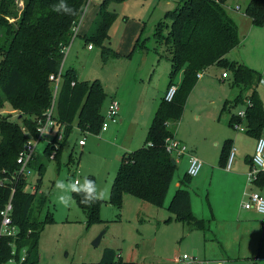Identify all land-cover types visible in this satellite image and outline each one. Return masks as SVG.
<instances>
[{
	"label": "rangeland",
	"instance_id": "374dc122",
	"mask_svg": "<svg viewBox=\"0 0 264 264\" xmlns=\"http://www.w3.org/2000/svg\"><path fill=\"white\" fill-rule=\"evenodd\" d=\"M180 1L109 0L105 9L116 14L117 19L104 44L126 56L134 48L133 58L110 56L104 62L100 47L92 45L94 49L90 50L85 39L77 37L70 55L67 53V63V56L63 60V70L73 66L79 81L97 78L102 81L108 93L103 111L112 96L126 95L129 103L126 116L132 121L133 129L150 119L162 99L171 72L168 46L156 44L149 32L152 33L166 11L177 7ZM248 1L237 0V7H240L235 13L245 15ZM104 2L101 0L97 5L94 0L89 1L80 20V33L93 23L92 29H95L101 20L100 10ZM15 5L21 13L24 0H15ZM147 51L149 55L145 58ZM242 55L248 56V45L233 50L228 58L233 62L238 57L242 59ZM243 64L264 73V70L253 68L246 62ZM224 71L218 66L209 69L190 93L182 119L169 125V129L182 140L189 153L204 163V167L199 176L191 177L187 182L188 153L181 157L173 156L178 165L162 207L130 195L125 196L120 209L110 205V183L120 163L113 145L88 137L92 150L85 148L81 154L79 148L73 149L80 136L76 130L66 142L58 161L48 160L43 154L46 142L40 143L37 162L47 166L40 189L50 195V201L39 218L44 220L50 212L54 218V222L47 224L40 235L41 264L98 263L106 248L115 249L123 261L136 264H264V217L243 208L244 190L240 188L248 181L250 166L247 158L255 155L257 143L245 130L229 125L231 115H238L246 110L247 105L229 102L243 91V87L233 83V75L229 71L230 77L219 81ZM177 77L179 79V75ZM261 84L257 91L261 90L264 95ZM243 93L248 94L246 91ZM225 102L226 110L223 109ZM8 115L23 126L19 117L21 112L6 103L1 116ZM242 126L246 127L245 121ZM132 131L130 129L129 138ZM229 139L234 141L232 174L225 173L220 165L223 147ZM71 156L74 161H70ZM72 171H75L74 176H71ZM235 172L240 175H234ZM29 177L33 185L38 173L32 170ZM90 177L95 178L97 188L103 190L102 199H107V202L103 203L100 212L105 223L88 227L86 213L77 206L73 191L70 192V204L65 207L56 199L61 190L55 185L57 180L83 183L84 178ZM180 188L190 192L193 213L206 221L205 230H194L189 224L177 221L168 209ZM102 234L100 243L95 246L94 242ZM184 255L188 260H183Z\"/></svg>",
	"mask_w": 264,
	"mask_h": 264
},
{
	"label": "trees",
	"instance_id": "16d2710c",
	"mask_svg": "<svg viewBox=\"0 0 264 264\" xmlns=\"http://www.w3.org/2000/svg\"><path fill=\"white\" fill-rule=\"evenodd\" d=\"M64 2L71 8V13H65L63 8L54 10L61 0H24L21 13L16 9L15 0H0V174L3 175L5 171L4 177L11 178L19 169L17 159L29 139L23 128L31 136H36V119L43 117L52 105L50 76L58 73L64 58L63 49L74 41L73 28L80 22L88 0ZM107 2L109 0H105L100 10L101 20L93 32L84 38L89 46L101 48L104 62L110 56L122 57L104 44L117 19L116 14L105 9ZM226 2L181 0L157 24L154 39L157 44L168 46L167 51L171 55L168 88L177 85L175 80L180 72H183V77L177 85L174 100H161L144 146L122 157L110 189L111 206L120 209L126 195L158 207L164 206L178 165L177 162L175 165L172 163L174 157L166 151L167 139L175 138L169 125L182 119L188 97L198 82V73L212 66L231 72L234 84L241 85L243 91L248 93L244 95L240 91L233 101V105H247L250 102L245 119L233 114L229 125L235 128V124L245 121L248 135L258 140L264 134V105L257 91L263 75L243 63L227 59V55L240 45L241 39L238 25L227 12ZM245 13L254 25L264 26V0H250ZM13 18L15 21L11 22ZM107 98L100 79L79 81L75 70H63L55 107L56 120L65 126V131L64 141L54 160L59 161L64 143L75 127L82 133H101L105 120L103 106ZM6 103L21 112L19 117L23 126L12 121L10 115L1 116ZM232 150V140H227L220 157L222 167H227ZM44 155L51 160V148H46ZM38 158L36 156L30 163V168L38 173L34 192L27 191L28 181L25 178L0 185V213L15 188L12 217L14 225L20 229L16 240L0 236V264H7L13 257L19 260L18 256L13 255L14 243L18 253L23 248L27 249L28 256L22 264H41L40 235L47 224L54 222V218L51 212L44 220L39 218L50 201V195L40 192L47 166L38 163ZM248 162L252 165V158ZM88 179L96 184L94 177ZM185 180L190 182L191 177L186 174ZM257 183L264 184L263 171ZM72 196L77 206L86 213L88 227L104 222L100 217L105 202L102 198L85 203L82 202L83 192L73 191ZM168 209L177 221L189 224L192 229H206V221L197 218L192 211L191 194L187 189L176 191ZM86 264L136 263L125 262L115 249L106 248L98 263Z\"/></svg>",
	"mask_w": 264,
	"mask_h": 264
},
{
	"label": "built area",
	"instance_id": "2783aa9c",
	"mask_svg": "<svg viewBox=\"0 0 264 264\" xmlns=\"http://www.w3.org/2000/svg\"><path fill=\"white\" fill-rule=\"evenodd\" d=\"M239 9V7H237ZM80 22L74 26L73 28V39L77 37L78 29H79ZM71 45V44H70ZM70 45L63 49L64 58L67 56L69 51ZM93 46H89L91 49ZM63 63V61H62ZM61 67L57 74H52L50 76V82L53 88V101L51 107L44 113L43 117L36 119L37 120V129H36V136H31L29 132L25 128L23 131L26 135L29 136L27 143L25 144L23 150L20 152L17 163L19 165L18 171L12 175L11 178L4 177L0 174V185H4L7 182L13 183L14 180H18L19 178H25L28 181L27 191L34 192L36 190V182L35 184H30L29 182V175L31 174L32 169L30 168V163L34 160L36 156H38L37 149L42 141L46 142V146L43 150V154H45L46 148H51V155L50 159H55L58 151L60 150L62 143L64 141V131L65 126H62L56 120V100L61 88L62 84V74H63V67ZM203 72L198 73L197 77L200 79L203 76ZM223 78H227V73L224 72L222 74ZM178 86L172 85L170 86L165 95L164 100L167 102H172L175 98L177 93ZM250 105V102L247 103V106ZM120 116V103L117 100H112L108 106L107 114L105 116L104 123L101 128V132H105L108 130L109 124H117L119 121ZM241 119H245L246 117V110L241 111L237 115ZM234 127L237 130H244L245 127L242 126V123L235 124ZM78 145L83 147L86 145L85 139L79 140ZM166 151L176 157H181L188 153L189 161H188V171L187 174L194 178L197 177L201 171L203 170L204 163L194 154L189 153L188 148L184 143L177 140L176 138H168L166 141ZM233 151V150H232ZM234 153L231 152L227 170H230L232 167ZM264 171V137H261L257 140L255 155L252 157V165L250 167L248 173V181L253 183L259 179V174ZM30 185H32L30 187ZM30 187V189H29ZM15 194V188L12 189V195L5 205L4 209L1 211V226H0V236L2 237H12L15 240L18 238L20 233V229L18 226L14 225L13 223V198ZM242 206L246 210H251L259 215L264 217V196H262L258 192H252L246 194V198L242 203ZM13 255L18 256L19 260L16 257H13L7 264H22L26 261L28 253L27 249L23 248L21 252L18 253L17 245L14 243L13 245ZM180 260V259H178ZM183 260H188L186 255L183 256Z\"/></svg>",
	"mask_w": 264,
	"mask_h": 264
},
{
	"label": "crops",
	"instance_id": "0c3cea01",
	"mask_svg": "<svg viewBox=\"0 0 264 264\" xmlns=\"http://www.w3.org/2000/svg\"><path fill=\"white\" fill-rule=\"evenodd\" d=\"M89 1L90 0H88V3H89ZM101 0H94V2L97 4V5H99V2H100ZM236 1L237 0H227V2H226V9H227V12H228V14L231 16V18L236 22V24L238 25V31H239V36H240V39H241V43H240V45L237 47V48H235L234 50H237V49H241V47L242 46H244V45H248V56L247 57H244L243 55H242V59H240L239 57H238V59H236L237 61H235V62H240V63H247L248 65H250V66H252L253 68H256V69H259V70H264L263 68V62H264V26H256V25H254L253 24V22H252V20L246 15V13H245V15H240V14H236L235 13V11H236V9H237V3H236ZM240 1V0H239ZM249 2H250V0L248 1V3H247V6H248V4H249ZM87 3V4H88ZM240 7V6H239ZM247 8V7H246ZM171 10V9H170ZM169 11V10H168ZM167 12V11H166ZM165 15V14H164ZM82 18H83V16H82ZM81 18V19H82ZM94 24V23H93ZM93 24L91 25H89L88 26V30H86V31H83V32H79V30L80 29H78V34H77V37H81V38H85V37H87V36H89L92 32H93V30L94 29H92L93 28ZM80 26V25H79ZM155 30H156V27H154V29H153V31H152V33H150L149 32V34L153 37V39H154V34H155ZM143 34V33H142ZM142 34L140 35V36H142ZM76 37V38H77ZM75 38V39H76ZM140 38V37H139ZM142 38V37H141ZM75 39H74V41H75ZM148 39H150V37H148ZM155 40V39H154ZM155 43H156V40H155ZM72 44H73V42L71 43V45H70V48H69V51H68V53L70 52L71 53V51H72V49H71V46H72ZM157 44V43H156ZM90 46H92V45H90ZM90 49V48H89ZM94 48H91L90 50H93ZM143 50L144 49H146V48H142ZM246 49H247V46H246ZM142 50V51H143ZM134 48H133V50L129 53V54H132L131 55V57H127L126 55H123V54H121V53H119V54H121L122 55V57H120V58H128L129 60L131 59V58H133V56H134ZM239 51V50H238ZM232 52V51H231ZM230 52V53H231ZM70 53H69V55H70ZM229 53V54H230ZM238 53V52H237ZM229 54L227 55V59L229 60V58H228V56H229ZM69 55H67V60H66V63H67V61H68V58H69ZM149 55V52L147 51L146 52V57L145 58H147V56ZM245 62H244V61ZM214 66H212V67H210V68H208V69H206L204 72H203V76L200 78V79H202L203 77H204V75H205V73L209 70V69H211V68H213ZM68 69H73V70H75V68L73 67V66H70ZM67 69V70H68ZM76 71V70H75ZM224 72H227L228 73V70H226L225 69V71ZM223 72V73H224ZM222 73V74H223ZM231 73V72H230ZM76 74H77V72H76ZM222 74H221V76H220V78H218V80L219 81H225L226 79H228L229 77H230V74L228 73V77L227 78H223L222 77ZM78 75V74H77ZM179 79H177L176 78V80H175V82H176V84L177 85H179V83L181 82V80H182V77H183V72H180L179 74ZM262 75H263V79H262V81H261V83H264V73L262 72ZM98 79V78H97ZM199 80V79H198ZM81 81H89V80H82L81 79ZM102 82V81H101ZM233 83H234V81H233ZM260 83V84H261ZM103 84V83H102ZM168 85H169V83L167 84V87H165V89H164V91H163V93H162V96H161V98L163 99L164 98V95H165V93H166V91H167V89H168ZM261 86L262 87H264L263 86V84H261ZM105 89V88H104ZM106 91V90H105ZM264 92V91H263ZM107 93V92H106ZM108 94V93H107ZM259 96H260V98H261V100H262V102H263V105H264V95H263V93H262V91L260 90L259 91ZM237 97V95L234 97V100H235V98ZM161 99V100H162ZM112 100H117L119 103H120V116H119V121H118V123L117 124H109V127H108V130L107 131H105V132H101L99 135H93V134H90V133H82L81 132V130L79 129V128H77V127H75V129H74V132L76 131V130H78L79 132H80V136L77 138V143H75V145L73 146V149H75L76 147L77 148H79L80 150V153L82 154L83 153V151L85 150V148L86 149H88V150H92L91 149V147H89V139L90 138H93V139H96V140H98V141H102V143L103 142H107L108 144H110V145H113V147H115L114 149L116 150V152L119 154V158H118V160H119V162L120 163H118V168L120 167V165L119 164H121V160H122V157L125 155V154H128V153H130V152H132V151H134V150H136V149H139V148H141V147H143L144 146V143H145V139H146V136H147V133H148V130H149V127H150V125H151V123H152V120H153V117H154V114H155V112H156V110H157V108H158V106H159V104L157 105V107L156 108H154V110H153V113L150 115V119L148 120V121H146L141 127L139 126V125H137V126H135L134 127V129H133V123H132V121L131 120H129L128 118H127V116H126V114H127V110H128V106H129V103H128V98H127V96L126 95H119V97L116 95V96H112L111 97V101ZM233 100V101H234ZM233 101H229V102H232L233 103ZM161 102V101H160ZM111 103V102H110ZM225 105H226V102L223 104V109H224V107H225ZM109 106V105H108ZM107 109H108V107L106 108V110L105 111H103V114H104V116H106V114H107ZM151 120V121H150ZM230 120V119H229ZM130 129H132L133 131H132V134H131V137L129 138V136H130ZM246 127H245V131H246ZM73 132V133H74ZM174 134V133H173ZM264 135V134H263ZM263 135H262V137H263ZM72 136V135H71ZM88 137H90V138H88ZM143 137V138H142ZM174 137L177 139V140H179V141H181L182 142V140H180V139H178L177 138V136L174 134ZM82 139H85V142H86V145L85 146H83V147H80L79 145H78V142H79V140H82ZM229 140H232V139H229ZM68 141V140H67ZM66 141V142H67ZM66 142L64 143V146H63V149H62V153H61V155L63 154V151H64V147H65V145H66ZM183 143V142H182ZM256 143H257V139H256ZM232 145H233V148H234V141L232 140ZM80 154V155H81ZM40 154H38V156H39ZM37 156V157H38ZM61 157V156H60ZM252 158V157H251ZM251 158H247V162H248V160L249 159H251ZM72 161H74V158H73V160ZM177 162V161H176ZM178 163V162H177ZM78 164V163H77ZM248 164H249V162H248ZM249 166L251 167V165L249 164ZM223 169H225L224 171H225V173H230V174H232V168L233 167H231V169L230 170H227V168H225V167H222ZM221 168V169H222ZM212 169H216L215 167H212ZM118 171V170H117ZM264 172V171H263ZM234 175H236V176H238V175H240V173L239 172H235V173H233ZM74 176L75 175V171H72L71 172V176ZM115 175H116V173H115ZM115 175H114V177L113 178H115ZM199 176V175H198ZM38 178V177H37ZM200 179V178H199ZM258 182V180L257 181H255V182H253V183H250L249 181H247V183L246 184H244L242 187L240 186V188H241V190H244V191H242V193H243V201L245 200V198H246V194H249V193H252V192H258V193H260L262 196H264V184H259V183H257ZM36 183H37V180H36ZM111 185H112V180H111V183H110V189H111ZM40 192H43L42 191V189H40ZM104 200V199H103ZM191 200H192V196H191ZM105 202H107V199H105L104 200ZM242 201V202H243ZM192 211H193V201H192ZM256 213V212H255ZM257 215H259L258 213H256ZM261 216V215H260Z\"/></svg>",
	"mask_w": 264,
	"mask_h": 264
},
{
	"label": "clouds",
	"instance_id": "9594fccd",
	"mask_svg": "<svg viewBox=\"0 0 264 264\" xmlns=\"http://www.w3.org/2000/svg\"><path fill=\"white\" fill-rule=\"evenodd\" d=\"M60 8L64 9L65 13H71V8L61 0V3L58 6L54 7V10L59 11ZM56 188L61 190V194L57 196V201L59 204L64 205L65 207L69 206L71 201L70 192H83L84 198L82 202H90L96 199H100L103 197V190L97 188L95 182L91 179L84 178L83 183L76 182H66L64 180L56 181Z\"/></svg>",
	"mask_w": 264,
	"mask_h": 264
},
{
	"label": "water",
	"instance_id": "95a60500",
	"mask_svg": "<svg viewBox=\"0 0 264 264\" xmlns=\"http://www.w3.org/2000/svg\"><path fill=\"white\" fill-rule=\"evenodd\" d=\"M172 163L175 165V164H176V160L173 159V160H172ZM102 236H103V234L100 235V236L96 239V241L94 242V245H95V246H98V244L100 243V241H101V239H102Z\"/></svg>",
	"mask_w": 264,
	"mask_h": 264
}]
</instances>
